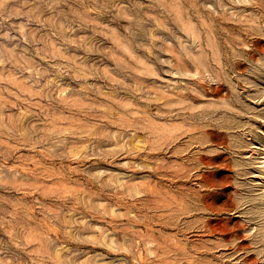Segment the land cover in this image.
I'll list each match as a JSON object with an SVG mask.
<instances>
[{
    "label": "rangeland",
    "instance_id": "obj_1",
    "mask_svg": "<svg viewBox=\"0 0 264 264\" xmlns=\"http://www.w3.org/2000/svg\"><path fill=\"white\" fill-rule=\"evenodd\" d=\"M0 264H264V0H0Z\"/></svg>",
    "mask_w": 264,
    "mask_h": 264
}]
</instances>
